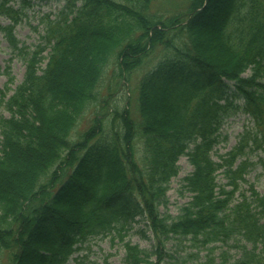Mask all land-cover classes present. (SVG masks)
Masks as SVG:
<instances>
[{"label": "trees", "instance_id": "1", "mask_svg": "<svg viewBox=\"0 0 264 264\" xmlns=\"http://www.w3.org/2000/svg\"><path fill=\"white\" fill-rule=\"evenodd\" d=\"M51 1L64 3L41 18L31 48L16 27L33 2ZM154 2L0 0L10 62L25 63L14 89L7 66L0 90V264H67L92 238L124 240L137 216L154 250L127 242L126 264H163L174 258L171 240L178 264H264V194L253 183L242 189L256 165L247 154L264 152V0H190L168 18L153 13ZM112 65V82L136 92L137 118L131 95L123 107L103 105ZM107 86L112 98L120 80ZM237 112L254 126L216 161L221 128ZM182 156L193 167L182 193L192 195L172 217L160 208Z\"/></svg>", "mask_w": 264, "mask_h": 264}, {"label": "rangeland", "instance_id": "2", "mask_svg": "<svg viewBox=\"0 0 264 264\" xmlns=\"http://www.w3.org/2000/svg\"><path fill=\"white\" fill-rule=\"evenodd\" d=\"M190 0H155L152 10L156 15H161V17H171L176 14H184L188 10ZM63 6V2H33L32 6L26 9L27 17H24L22 22L16 27V35L18 39L24 42L27 46L31 48L37 44L41 35L44 32V27L40 23L41 18L48 13H56ZM9 23V21L0 17V25L5 26ZM160 51L156 52L152 55L151 60L148 64L144 65L138 72H136L133 76V79L130 83V87H133L136 82L140 79L142 74L146 72L148 69L152 68L158 62L161 57V48ZM47 55V52L45 53ZM11 50L7 41L4 38L2 32H0V90H4L8 77L4 74L7 66L10 65V71L12 76L14 77V84H11L10 87L14 89L22 80L25 73V63L20 58H15L10 62L11 59ZM45 66V64H43ZM114 66L109 68L108 77L106 81H104V86L106 89L102 91L101 99L106 100L107 102L103 105L108 109L110 106H114L117 104V107H123L127 101V98L131 95L132 103H131V111L134 118H137L138 114L136 111V104L134 98L136 97V92L130 88H127L128 83L125 80L120 78H115L112 82L113 76L112 73L114 71ZM249 73L247 71L243 76H246ZM120 80V86L118 87V91L115 93L112 98H108L109 92L107 90V85L109 83L113 84L114 87L116 83ZM125 83V84H124ZM231 84L232 83H228ZM12 93V92H11ZM113 100H115L113 102ZM235 101L242 103V99L236 97ZM100 113V108H99ZM94 109L90 110L80 121V124L76 131L73 132L72 137L79 136L87 127L89 126L91 120L95 116ZM249 123L250 127H253V123L248 119L247 115L242 112H237L232 117L228 118L224 125L221 128V138L222 141L215 147L213 152V157L215 160L219 161V156L227 155L228 151H230L238 142V138L240 134L245 130L246 125ZM247 158L254 164V168H251L246 174V179L248 183L242 184V189H246L249 183H253L255 185V189L260 193L264 194V165L260 162V160L264 161V152H249L247 154ZM240 160H238L239 162ZM179 174L171 179L170 189L167 192L168 204L167 207H161V213H168L172 217H176L180 213V208L185 205L191 197V193L183 192L182 193V181L185 176L193 171V167L189 164L188 159L185 156H182L179 161ZM226 178L223 177L221 173L218 175L219 183H226ZM126 228L127 234L125 233V239L121 241L119 237H105L104 239L100 238H92L89 243L83 246V249L73 255L74 258L70 259L67 264H76L75 259L83 260L84 264H126L125 255L126 249L125 244L127 242L131 243V245H138L139 248L153 251L154 250V238L151 230L147 227L146 221L142 219L141 216H137L130 225ZM124 235V233H123ZM177 240H171L168 243V251L173 253L174 258H168L163 264H178L181 261L180 255L181 253H176V250L179 248L177 246ZM174 245V246H173ZM184 247L188 245L187 241L183 242ZM87 247V248H86ZM204 253H201L203 256ZM151 261L156 260V256H152ZM2 264H8V261H3ZM151 264V263H144Z\"/></svg>", "mask_w": 264, "mask_h": 264}]
</instances>
